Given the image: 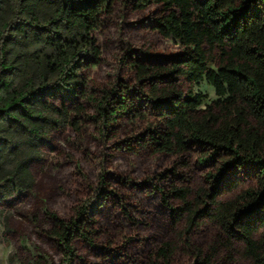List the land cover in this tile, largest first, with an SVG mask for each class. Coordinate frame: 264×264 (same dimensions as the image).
<instances>
[{"label":"trees","instance_id":"1","mask_svg":"<svg viewBox=\"0 0 264 264\" xmlns=\"http://www.w3.org/2000/svg\"><path fill=\"white\" fill-rule=\"evenodd\" d=\"M152 2L163 7L156 31L181 50L168 61L127 51L125 77L99 86L90 74L103 61L98 33L118 3ZM202 82L217 95L210 104L193 87ZM57 93L76 100L58 103ZM89 124L103 144L97 186L69 218L44 208L60 264L73 263L75 240L95 244V208L116 195L106 148L120 133L113 146L167 154L180 169L159 175L168 187L156 184L174 237L144 264H236L239 243L264 264V0H0V211L35 194L32 166L46 159L54 133L82 137ZM233 168L247 174L231 177ZM207 223L218 234L205 248L195 232Z\"/></svg>","mask_w":264,"mask_h":264},{"label":"rangeland","instance_id":"2","mask_svg":"<svg viewBox=\"0 0 264 264\" xmlns=\"http://www.w3.org/2000/svg\"><path fill=\"white\" fill-rule=\"evenodd\" d=\"M162 12V5L155 2L142 10L135 9L133 4H117L97 35L103 61L90 74L99 86L108 85L119 73L125 77L122 59L127 51L142 60L168 61L181 50L176 41L165 39L156 31V19ZM183 85L190 86L186 82ZM193 87L207 95L206 104L217 99L214 88L207 82ZM54 100L72 104L76 98L57 93ZM96 134L93 124L85 127L82 137L70 131L54 133L46 159L32 166L35 194L1 206L0 264L61 263L62 253L56 241L44 230L49 226L44 208L69 218L83 198L91 194L92 186H97L103 144ZM124 137L118 134L106 148V177L116 195L109 194L95 208L91 234L95 244L75 240L77 256L72 264H144L160 244L174 237L171 210L156 184L168 187L167 178L159 179V175L171 177L169 171L177 164L169 155L148 148L133 152L113 146ZM176 170L180 171L179 167ZM246 174V168H233L230 173L231 177ZM171 202L178 204L176 198ZM217 234V229L207 223L196 230L195 240L206 248ZM24 239L31 250L24 247ZM220 253L224 257V250ZM235 257L236 264H253L243 256L240 243Z\"/></svg>","mask_w":264,"mask_h":264}]
</instances>
